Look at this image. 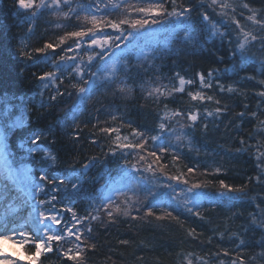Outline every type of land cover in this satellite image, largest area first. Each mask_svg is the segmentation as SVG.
I'll use <instances>...</instances> for the list:
<instances>
[{"label": "trees", "instance_id": "obj_1", "mask_svg": "<svg viewBox=\"0 0 264 264\" xmlns=\"http://www.w3.org/2000/svg\"><path fill=\"white\" fill-rule=\"evenodd\" d=\"M78 2L87 4L89 0ZM185 2L199 7L198 0ZM250 3L258 10L264 9V0H250ZM25 15L19 9L17 0H0V121L7 126V152L15 167L31 169L33 179L37 181L41 172L49 177H63L75 166L76 175L81 177V191L70 201L63 202L74 207L79 215L91 212L93 201H96L97 207L100 206L99 194L106 191V185L119 183L122 169L126 170L125 160L136 163L138 167L144 165V162L138 161L137 154L130 150H125L129 153L127 156L120 152L112 156L109 153L111 139L100 132V128L115 126L120 128L122 135H128L130 124L132 128L155 134L158 114L163 113L165 104L169 110H199L202 114L195 128L184 129L189 134L187 139L177 141L172 136L171 151L158 152L161 156L159 163L167 165L164 172L177 174L183 171L190 182H208L206 188L197 190L208 194L201 203L202 218L177 206L175 201L168 198L171 190L163 187H156L154 191L164 198L162 208L172 211L179 223L171 217L156 219V216L163 215L160 210H154L153 216H146L151 197L144 201V193L141 192L138 199L133 197L136 201L134 207H141L139 213L132 212V215L139 216L138 219L133 220L122 214H115L109 219L101 212L100 219L91 222L92 232L86 243L95 244V248L84 251V264H187L188 259L192 260V264H203L204 261L218 264L220 260L229 264L237 257L244 264H264V245L260 243L264 240V230L250 223V214L260 211L257 204L264 208V184L249 180L259 174L253 155L255 150L237 151L243 147L241 139L255 145L264 137V125L260 124V121H264V98L256 95L264 90V86L258 83L264 79V69L260 65L264 54L261 53L259 41L254 42L252 49L254 59L244 62L239 52L232 54L236 34L231 27L227 28L226 36L222 39L210 37L204 24L199 22L189 33L174 28L171 23L157 25L155 38L140 39L139 47L126 57L128 71L120 67L118 80L131 85L132 92L121 93L115 85L102 88L88 102L86 109L75 113L77 119L73 121L69 109L73 107L75 96L65 94L56 100L50 99L56 88L51 85L43 88V82L37 76L52 66L46 64L43 56L35 50L45 43L57 42L59 36L75 30L82 21L74 18L65 20L45 13L38 15L35 22L29 25L25 23ZM193 17L196 21L200 20L195 11ZM213 19L219 24L223 23L214 14ZM57 24L67 25V28H57ZM29 27L32 28L31 32L28 31ZM108 34L115 35L110 29ZM186 36L191 38L185 39ZM72 43V40H68L62 47L67 48ZM22 50L31 53L33 58L29 60L24 57ZM57 53L63 55L61 49H57ZM142 53H146L148 58L137 61V55ZM49 55L53 54L49 51ZM210 71L213 73L210 78L212 87L201 89L198 74L206 75ZM177 73L186 80L194 81L192 85L185 86L184 93H174L159 101L148 97L145 89L149 86L178 83L175 79ZM248 76L256 79L248 80ZM62 79L65 82L60 85V90L65 93L73 91L68 87L67 79ZM217 85L232 86L236 91L220 92ZM189 90L211 95L220 104L192 101L187 95ZM216 107L223 109L218 116L203 115L206 110ZM241 112L245 113L243 117L238 115ZM252 113H255V117ZM112 115L118 119L112 121ZM23 116L27 120L20 125ZM14 122H19L18 126ZM205 123L208 125L207 131L203 129ZM175 127L179 129V125ZM36 132L43 133L39 147L55 155V163L47 160L43 152L29 154L28 149L35 147L29 137ZM76 136L78 140L74 139ZM93 140L96 143H92ZM148 147L158 151L151 142ZM173 154L179 156L178 161H173ZM152 159L148 157V160ZM90 161L91 166L82 169V165ZM174 163L176 167H173ZM189 167L197 169V172L188 174ZM215 167L222 168L220 175H201ZM132 174L139 179L138 173ZM143 175L147 178L143 183L152 187L149 184V180L153 179L152 173L145 172ZM156 175L161 182L171 183L159 172ZM220 180L236 186L246 185L247 195L232 202L227 195L218 197ZM153 183L157 182L153 180ZM173 187L180 192L186 186L173 183ZM57 195L62 196L63 193ZM120 199L122 201L123 197ZM190 231H194L195 237L188 235ZM240 239L245 241L243 245H240ZM121 241L128 243L122 244ZM68 246L65 245V248ZM224 251L230 255L223 256ZM39 264L72 262L54 250L44 255Z\"/></svg>", "mask_w": 264, "mask_h": 264}, {"label": "snow or ice", "instance_id": "obj_2", "mask_svg": "<svg viewBox=\"0 0 264 264\" xmlns=\"http://www.w3.org/2000/svg\"><path fill=\"white\" fill-rule=\"evenodd\" d=\"M74 3L75 6H73ZM198 3L197 8L185 0H135V2L133 0H89L87 4L80 3L78 0H17L19 9L26 14L25 23L29 25L35 22L38 15L45 13L63 17L65 20L74 18L82 21L75 30L66 31L59 36L57 42L45 43L35 50L43 56L46 64L52 66L51 69L37 76V79L43 82V88H49L50 85L56 88L55 94L51 95L50 99L56 100L58 96L65 94L75 96L73 107L69 109L73 121L77 119L75 113L86 109L88 102L102 88L115 85L121 93L130 94L132 92L131 85L124 80H118L120 67H123L125 72L128 71L126 57L139 47L140 39L155 38L154 29L157 25L171 23L174 28H180L189 33L194 31V25L199 22L204 24L210 37L222 39L226 36L227 28L231 27V31L236 34L233 55L239 52L244 62L253 60L252 49L256 41H259L261 53L264 54V9L258 10L252 7L250 0H198ZM194 11L200 18L199 21L194 20ZM213 14L223 23L219 24L214 20ZM56 27L67 28V25L57 24ZM109 29L115 35L108 34ZM28 31L31 32L32 28L29 27ZM190 38V36L185 37V39ZM68 40H72L73 43L63 48L62 46ZM121 41L124 43L121 44ZM57 49H61L63 55L58 54ZM49 51L53 55L50 56ZM69 53L72 54L69 55ZM22 55L29 60L33 58L31 53L24 50H22ZM147 58L146 53L136 57L137 61ZM260 65L261 69H264V60H260ZM212 76L211 71L206 75L198 74L201 89L212 87L210 80ZM62 77L67 79L68 87L73 91L65 93L60 90V85L65 82ZM175 79L178 83H173L171 86L164 84L149 86L145 89L148 97L159 101L162 97L174 93H184L185 86L194 83L193 80H186L179 73L176 74ZM246 79L256 78L248 76ZM258 83L264 86V79L259 80ZM217 86L220 92L233 93L236 91L232 86ZM187 95L192 101L220 104L219 100H215L213 96L206 95L202 91L189 90ZM256 95L264 98V90L258 91ZM222 111V108L216 107L206 110L203 115L214 117ZM201 115L199 110L186 112L169 110L165 104L163 113L158 114L155 134L132 128L130 124L131 131L128 135H122L119 127L100 128L99 131L111 139L109 153L112 156H116L117 152L127 156L129 153L125 150H130L137 154L138 161L144 162V165L138 167L136 163L125 160L126 170L122 169L119 183L106 185V191L99 194L100 206L97 207L96 201H93L90 205L92 211L84 216L79 215L70 204L63 202L64 200L70 201L81 191L82 186L79 183L81 177L76 175L75 166L63 177H49L45 172H41L37 181L33 179L31 169L13 170L5 158L3 171L5 183L0 188V206L5 203L7 206L0 215V242L11 241L26 249L25 260L30 261L31 264H38L42 255L54 250L72 264H84V251L88 248H95V244L86 243L92 232L91 222L100 219L101 212L109 219H112L115 214L129 216L133 220L138 219L139 216L132 215V212L139 213L141 207H134L136 201L133 197L138 199L141 192L144 193V201L151 197V202L145 211L146 216H153L154 210H160L163 215L156 216V219L171 217L179 223L178 217H174L172 211L162 208L165 201L161 194L154 191L156 187L170 189L168 198L171 201H175L177 206L182 207L187 213L202 218L200 207L208 194L197 190L206 188L208 182L205 181L203 184L190 182L183 171H178L177 174L164 172L167 165L159 163L161 156L158 154V152L169 153L171 151L170 138L172 136L177 141L187 139L189 134L184 132V129L195 128ZM238 115L243 117L245 113L241 112ZM252 115L255 117V113ZM111 119L116 121L118 117L112 115ZM20 123H25V120L22 119ZM260 124L264 125V121H260ZM175 125H179V129ZM207 128L208 125L203 124L205 131ZM42 135L43 133L36 132L29 137L31 144L35 146L28 149L29 154L43 152L47 160L55 163L57 157L50 151L46 152L39 147ZM74 139L78 140L79 137L76 136ZM150 142L158 151L148 147ZM92 143L96 141L93 140ZM240 144L243 147L237 151L255 150L253 155L257 161L256 167L259 169V174L254 178H249L250 182L254 179L256 184H264V137L255 145L247 144L243 139L240 140ZM148 157L153 159L148 160ZM172 159L174 162L178 161L179 156L173 154ZM90 166L91 161L83 164L82 169L86 170ZM173 167H176L175 163ZM145 172L152 173L153 179L149 180L152 187L143 183L147 179L143 175ZM157 172L171 183L161 182L160 177L156 175ZM196 172L197 169L187 168L188 174ZM221 172V167H215L211 172H204L201 175H220ZM132 173H138L139 179ZM153 180L157 183H153ZM173 183L183 184L186 187L177 192ZM246 187L244 184L236 186L220 180L218 197L222 198L227 195L230 202L240 200L247 195ZM57 193H63V195L58 196ZM121 197H123L122 201ZM257 208L260 211L250 214V223L255 228L264 230V208L259 204ZM22 210H27L26 215L22 214ZM188 235L195 237L194 231L188 232ZM121 243L127 244L128 241H121ZM239 243L243 245L245 241L240 239ZM260 243L264 245V240ZM65 245L69 246L65 248ZM229 255L228 251L223 252V256L228 257ZM0 264H21V262L18 259L8 258L6 254L0 252ZM187 264H192V260L188 259ZM203 264H207V261ZM218 264H225V262L220 260ZM229 264H244V261L237 257Z\"/></svg>", "mask_w": 264, "mask_h": 264}, {"label": "rangeland", "instance_id": "obj_3", "mask_svg": "<svg viewBox=\"0 0 264 264\" xmlns=\"http://www.w3.org/2000/svg\"><path fill=\"white\" fill-rule=\"evenodd\" d=\"M22 119L25 120V123H26V120H27L26 117L23 116V117L21 118V120H22ZM25 123H23V124H25ZM14 124L18 126L19 122H18V123H17V122H14ZM23 124L20 123V125H23ZM6 128H7V126L4 125V124H2L1 121H0V170H1V175H3V171H4V159H5V158L7 159V163H8V165L11 166V168H12L13 170H17V169H27V167H25V166H18V167H15V166L11 163V160H10L11 157L8 156L7 151H6V148H5V146H6V131H7V130H5ZM20 164H21V162H20ZM16 252H18V255H17V258H16V259H18V260L21 262V264H31L30 261L25 260L26 249L21 248V247L19 246V247L17 248ZM51 253H52V252H51ZM51 253H47V254H44V255H48V254H51ZM44 255H42V256L40 257V259H41ZM40 259H39V261H40ZM38 264H39V262H38Z\"/></svg>", "mask_w": 264, "mask_h": 264}, {"label": "bare ground", "instance_id": "obj_4", "mask_svg": "<svg viewBox=\"0 0 264 264\" xmlns=\"http://www.w3.org/2000/svg\"><path fill=\"white\" fill-rule=\"evenodd\" d=\"M5 183L3 175H1V170H0V188L3 187ZM7 206L5 203L3 206H0V215L3 214L4 208ZM27 210H22V214L26 215ZM10 219V218H9ZM19 245L12 243L11 241L9 242H0V252H3L4 254L7 255L8 258L11 259H16L18 252H16L17 248Z\"/></svg>", "mask_w": 264, "mask_h": 264}]
</instances>
